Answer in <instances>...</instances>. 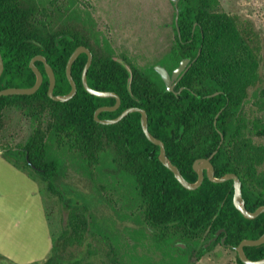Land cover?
<instances>
[{
    "label": "trees",
    "instance_id": "1",
    "mask_svg": "<svg viewBox=\"0 0 264 264\" xmlns=\"http://www.w3.org/2000/svg\"><path fill=\"white\" fill-rule=\"evenodd\" d=\"M177 6L178 17L173 25L175 38L166 51V70L171 73L185 58L191 62L174 91L156 86L151 107L142 90L141 105L149 117L148 130L164 143L171 163L191 182L197 178L192 167L194 160L208 157L216 150L210 160L215 176L235 173L241 181L245 206L253 211L264 205V192L245 183L246 163L238 162L228 149L232 141H241L252 134V127L239 105L246 86L256 79L258 63L253 42L249 34L247 37L237 31L229 15L218 10L219 0H178ZM35 11L32 0H0V54L3 60L0 89L33 85L35 75L29 61L40 54L54 72L53 94L67 93L70 90L65 71L67 59L78 45H85L92 52L87 70L88 85L113 91L120 99L116 110L101 111L98 117L113 118L135 105L134 79H131L129 89L128 72L116 57L97 52L89 38L75 29L52 30L35 22ZM85 61L86 54L81 53L72 63L76 93L66 101H55L47 95L48 77L41 61H35V64L43 80L34 93L0 95V130L6 124L8 112L22 102H27L30 116L36 123L26 140L0 149V154L43 183L45 191L56 195L67 211L61 232L58 235L50 232V254L42 264H83L87 257L95 258L94 264H134L127 259L130 250L122 252L120 241L107 231L96 230L95 235L89 234V240L86 239L89 226L79 216L85 205L73 203L71 196L56 189L65 174V163L48 151L43 139L56 137L67 129L77 138L74 142L89 168L97 162V155L105 145L111 150L117 171L128 176L134 184L145 217L152 226V231L149 229L147 233L157 243L173 246L172 240L179 237L187 242L185 252L194 248L192 241L197 236L207 232L210 234L208 241L211 240L205 243L207 248L225 237L220 243L233 249L242 239H255L264 232V212L248 219L235 208L232 179L213 182L205 176L197 188L183 187L172 171L158 160V146L146 138L135 111L116 123L97 122L94 111L102 105H113L115 98L98 97L84 89L81 73ZM125 61L133 71L130 62ZM179 86H183L180 91ZM248 160L254 164L255 156L251 155ZM217 230H220L219 236L212 240ZM92 241L97 242L94 248ZM205 244L198 248V256L205 250ZM74 246L79 247L78 256L69 261L65 253ZM174 248L181 250V246ZM243 250L248 258L258 259L264 256V243L246 245ZM235 259L236 264H244L237 254Z\"/></svg>",
    "mask_w": 264,
    "mask_h": 264
},
{
    "label": "rangeland",
    "instance_id": "2",
    "mask_svg": "<svg viewBox=\"0 0 264 264\" xmlns=\"http://www.w3.org/2000/svg\"><path fill=\"white\" fill-rule=\"evenodd\" d=\"M32 1L36 5L35 22L52 30L75 29L87 36L90 45L100 54L125 58L131 65L153 64L174 42V0ZM218 10L229 15L237 31L247 37L249 34L253 42L258 63L256 79L246 86L239 105L252 127V134L241 141H232L228 149L238 162L246 163L245 183L264 192V0H219ZM15 105L5 116L6 124L0 130V149L23 142L36 125L27 102ZM76 139L67 129L43 141L47 143L48 151L65 163V174L56 184V189L67 197L71 196L73 203L85 205L79 216L89 226L86 239L89 240V234L95 235L96 230L107 231L108 235L120 241L122 252L130 250L131 255L127 259L134 264H236L235 250L221 244L219 239L208 248L206 244L198 256V248L210 237L207 232L197 236L192 241L194 248L185 252L183 249H186L187 242L179 237L172 240L173 246L157 243L147 233L149 229L152 231V226L145 217L144 206L135 193L134 184L128 176L117 171L111 150L105 145L97 155V162L89 168L74 142ZM251 155L255 156L254 164L248 160ZM0 184L3 185L1 181ZM39 185H42L49 230L44 223L40 229L36 222L37 227L32 231L35 236L31 234L27 241H36L34 256L40 258L36 263L42 264L50 254L48 232L54 235L61 232L66 224L67 211L56 195L47 193L43 183ZM19 192L22 200L23 189ZM96 246L97 242L92 241V247ZM177 246H181V250L174 248ZM78 249L76 246L68 248L65 257L73 261L78 256ZM26 256L30 255L23 258ZM88 262L94 264L96 259L87 257L82 263ZM0 264L17 263L0 256Z\"/></svg>",
    "mask_w": 264,
    "mask_h": 264
},
{
    "label": "water",
    "instance_id": "3",
    "mask_svg": "<svg viewBox=\"0 0 264 264\" xmlns=\"http://www.w3.org/2000/svg\"><path fill=\"white\" fill-rule=\"evenodd\" d=\"M177 2H178V0H174V4L176 7V10H175L176 13H175V19H174L175 23L177 21L178 12H179V9L177 7ZM81 53L86 54V61L84 63L82 73H81V82H82L84 89L88 93L95 95V96H98V97H114L115 98V103L113 105H102V106H99L94 111V114H93L94 119L97 122L102 123V124L116 123L119 120H121L124 116H126L128 113L133 112V111H139L141 114L140 122H141V128H142L143 133L145 134L146 138L149 141H151L153 144H155L159 147L158 160L164 166H166L170 171H172L175 178L179 181V183L183 187H185L186 189H195L201 184V182L205 176L210 181H213V182H222V181H225L228 179H232V181H233L232 202H233L235 208L245 218H248V219H252V218L256 217L258 214L264 212V205L258 206L253 211H250L246 208L245 202H244V199H243L242 193H241V181L235 173L227 172L221 176H215L214 168H213V165H212L210 160H211L212 156L215 154L216 150H214L208 157L197 158L194 160L192 167H193V170L196 171V173H197V178L194 182H191V181L186 180L183 177V175L181 174L178 167H176L175 165H173L171 163V161L169 160L168 156L165 153V148H164L163 142L160 141L159 139H157L156 137H154L149 132L148 126H147V115H146L145 110L132 106V107H128V108L124 109L123 111H121L116 117L100 119L98 117V114L101 111L116 110L120 104V99H119L118 95L113 91L98 90V89H94L88 85V83H87V70H88V68L91 64V61H92V52L85 45H78L71 52V54L69 55V57L67 59L65 71H66V77H67L69 84H70V90L67 93L58 94V95L53 94V89H54V85H55L54 72H53L51 66L47 63L46 58L43 55L37 54V55H34L29 61V67L31 68V70L33 71V73L35 75V81H34L33 85H31L29 87H6L3 89H0V95H13V94L29 95V94L34 93L39 88V86L41 85L42 80H43V75H42L41 71L39 70V68L35 64V61H41L43 63V66H44L45 73L48 77L47 95L55 101H66V100L70 99L76 93V83H75V81L71 75V66H72V63L74 62V60ZM198 54H199V50H198ZM117 60L126 68V70L128 72V83L127 84H128V88L130 89V83H131V79H132L131 67L124 59H117ZM187 62H188L187 58L181 60L179 65L172 71L171 74L167 70L162 68L161 66H155V69L160 73L161 77L165 80L166 89L168 91H174L175 79L178 76H181V74H183V72L188 68L189 65L187 66ZM2 70H3V60H2V57L0 54V75L2 73ZM215 93H217V92H215ZM215 93H213V94H215ZM222 139H223V135L221 134V141H222ZM221 141H220V143H221ZM219 233H220V230H217L214 237L212 238V240H215L216 236ZM224 238L225 237H222L220 239L221 243L224 242ZM210 242H211V240L208 241V243H210ZM261 243H264V232L259 237L255 238V239H246V238L242 239L238 243L237 246L233 247V249L236 251L237 257L244 264H264V256L261 258L253 260V259L248 258L247 255L245 254L244 250H243V246H246V245L247 246H255V245H259ZM205 246H206V244H205Z\"/></svg>",
    "mask_w": 264,
    "mask_h": 264
},
{
    "label": "crops",
    "instance_id": "4",
    "mask_svg": "<svg viewBox=\"0 0 264 264\" xmlns=\"http://www.w3.org/2000/svg\"><path fill=\"white\" fill-rule=\"evenodd\" d=\"M0 181L3 184H0V256L17 264L36 262L40 260L34 256L36 241L29 243L27 239L37 227L36 222L40 229L44 223L49 230L40 185L35 177L12 165L1 154ZM19 189H23L22 200ZM47 237L51 242L49 232ZM24 255L30 256L23 258Z\"/></svg>",
    "mask_w": 264,
    "mask_h": 264
},
{
    "label": "flooded vegetation",
    "instance_id": "5",
    "mask_svg": "<svg viewBox=\"0 0 264 264\" xmlns=\"http://www.w3.org/2000/svg\"><path fill=\"white\" fill-rule=\"evenodd\" d=\"M175 10H176V8H175ZM174 23H175V20H174ZM117 59H119V58H117ZM187 59H188V62H187V66H188L191 62V59H189V58H187ZM131 66L133 68L132 79H134V87H135V92L133 94V98H134V102H135L134 107L145 110L144 107L141 105V103H142L141 98L143 97L141 94L142 90H144L143 94H146L148 97V106L149 107H151V105H152V104H150V102H152L154 99L156 86H158L157 88H159V89L164 88L166 90L165 80L161 77L160 73L155 69V66H161L162 68H164L166 70V52L151 65L147 64V65H143V66H135V65H131ZM172 71H171V73H172ZM181 76H182V74H181ZM181 76H178L175 79L174 87L178 84ZM182 88H183V86H179L178 91L181 90ZM135 112L138 113L139 124L141 127V122H140L141 114L139 111H135ZM148 120H149V117L147 115V126H148ZM158 153H159V147H158ZM157 157H158V154H157Z\"/></svg>",
    "mask_w": 264,
    "mask_h": 264
}]
</instances>
